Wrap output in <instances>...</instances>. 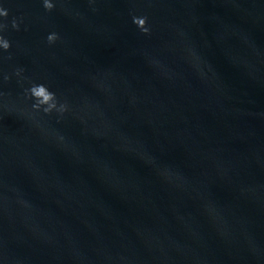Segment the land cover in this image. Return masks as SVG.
<instances>
[{"label":"water","instance_id":"95a60500","mask_svg":"<svg viewBox=\"0 0 264 264\" xmlns=\"http://www.w3.org/2000/svg\"><path fill=\"white\" fill-rule=\"evenodd\" d=\"M53 4L0 0V264H264V0Z\"/></svg>","mask_w":264,"mask_h":264},{"label":"clouds","instance_id":"9594fccd","mask_svg":"<svg viewBox=\"0 0 264 264\" xmlns=\"http://www.w3.org/2000/svg\"><path fill=\"white\" fill-rule=\"evenodd\" d=\"M43 5L46 9H51L54 7L53 0H43ZM6 9L0 8V15H6ZM143 31L147 32L148 29L144 27L145 19L137 18L134 22H137ZM55 33H51L48 36V40L52 41L55 37ZM9 42L0 37V47L7 49L9 47ZM30 94L35 99V103L33 104L34 108H40L42 105L45 106L43 108L44 112H49L52 108L56 107L55 103V94L49 91L44 85H35L30 88ZM63 108V106H61Z\"/></svg>","mask_w":264,"mask_h":264}]
</instances>
